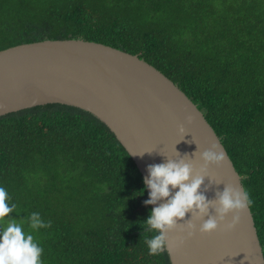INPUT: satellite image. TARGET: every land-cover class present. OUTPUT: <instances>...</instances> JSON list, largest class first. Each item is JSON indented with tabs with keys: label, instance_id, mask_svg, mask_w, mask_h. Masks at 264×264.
Masks as SVG:
<instances>
[{
	"label": "trees",
	"instance_id": "trees-1",
	"mask_svg": "<svg viewBox=\"0 0 264 264\" xmlns=\"http://www.w3.org/2000/svg\"><path fill=\"white\" fill-rule=\"evenodd\" d=\"M69 39L138 56L196 105L254 201L264 257V0H0V51ZM0 187L18 205L5 220L39 212L51 221L23 226L43 264H171L143 242L152 208L141 173L85 110L1 116Z\"/></svg>",
	"mask_w": 264,
	"mask_h": 264
},
{
	"label": "water",
	"instance_id": "water-1",
	"mask_svg": "<svg viewBox=\"0 0 264 264\" xmlns=\"http://www.w3.org/2000/svg\"><path fill=\"white\" fill-rule=\"evenodd\" d=\"M48 104L77 107L98 118L143 179L148 165L184 154L189 155L185 162L198 169L199 154L215 144L224 160L219 167H209L202 189L209 182L212 186L205 196L212 199L224 185L242 186L226 150L196 105L136 55L79 39L44 40L0 51V117ZM231 215L211 234L199 232L202 221L197 219L192 220L191 238L180 226L170 232L166 248L170 263L264 264L251 211L242 212L228 231ZM190 218L186 214L185 220Z\"/></svg>",
	"mask_w": 264,
	"mask_h": 264
},
{
	"label": "clouds",
	"instance_id": "clouds-1",
	"mask_svg": "<svg viewBox=\"0 0 264 264\" xmlns=\"http://www.w3.org/2000/svg\"><path fill=\"white\" fill-rule=\"evenodd\" d=\"M185 157L189 155L184 154L177 160L166 158L165 162L146 168L147 176L143 183L148 190V199L144 204L155 207L141 228L144 230L143 242L150 256L166 250L168 234L178 226L191 238L195 231L193 219L202 221L199 232L206 235L215 232L218 225L232 214L231 222L226 225V229L231 231L239 222L240 214L250 210L254 203L247 189L231 184L224 185L222 191H216L212 199L205 196L204 193L212 186L209 182L202 189L209 167H219L224 160V154L218 151L215 144L199 154L201 165L198 169H194L190 162H185ZM140 193L143 194V190ZM17 207L16 203L11 202L6 188L0 187V221L6 225L0 227V264H43L41 257L44 249L31 231H25L23 226L27 223L30 230H39L51 228L52 223L50 220L44 221L39 212H32L26 219L19 221L12 218L5 220ZM188 213L191 218L185 220ZM178 244L182 246L184 239H179Z\"/></svg>",
	"mask_w": 264,
	"mask_h": 264
}]
</instances>
